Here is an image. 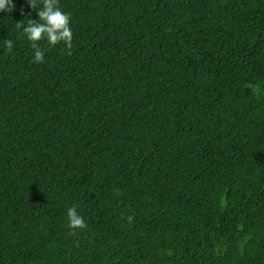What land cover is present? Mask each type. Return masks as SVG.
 I'll list each match as a JSON object with an SVG mask.
<instances>
[{"label":"trees","instance_id":"trees-1","mask_svg":"<svg viewBox=\"0 0 264 264\" xmlns=\"http://www.w3.org/2000/svg\"><path fill=\"white\" fill-rule=\"evenodd\" d=\"M13 3L0 264H264V0H59L41 64Z\"/></svg>","mask_w":264,"mask_h":264},{"label":"clouds","instance_id":"clouds-1","mask_svg":"<svg viewBox=\"0 0 264 264\" xmlns=\"http://www.w3.org/2000/svg\"><path fill=\"white\" fill-rule=\"evenodd\" d=\"M32 9L37 10L39 20L28 19L27 25L24 22H16L17 29H23V34L27 40L31 42V47L34 50L33 63H44V51L39 47V42L46 40L47 43L55 47L60 43L66 46L67 54L71 55L73 47V31L70 26V14H66L59 7V0H41L43 7L38 10L37 0H27ZM16 5L13 0H0V13H12ZM23 15V12L21 13ZM7 51L13 49V41L11 39L4 40ZM42 193L46 194L42 189ZM47 195V194H46ZM68 227L71 229L70 236H75L77 230L87 228L85 219L78 214L75 205L67 209ZM133 217L128 216L129 223Z\"/></svg>","mask_w":264,"mask_h":264}]
</instances>
